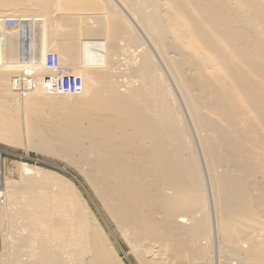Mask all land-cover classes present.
Masks as SVG:
<instances>
[{"label": "bare ground", "instance_id": "6f19581e", "mask_svg": "<svg viewBox=\"0 0 264 264\" xmlns=\"http://www.w3.org/2000/svg\"><path fill=\"white\" fill-rule=\"evenodd\" d=\"M0 136L100 207L22 165L0 264H264V0H0Z\"/></svg>", "mask_w": 264, "mask_h": 264}, {"label": "rangeland", "instance_id": "374dc122", "mask_svg": "<svg viewBox=\"0 0 264 264\" xmlns=\"http://www.w3.org/2000/svg\"><path fill=\"white\" fill-rule=\"evenodd\" d=\"M15 18H17V17H15ZM19 29H20V27L19 28L13 27L11 29H8V31L9 30L10 31L19 30ZM48 52L51 53L52 51H48ZM14 76H16V75L15 74L9 75V77H8L9 79H8L7 85L9 84L8 85L9 90H10L9 86H11V81H12V78H14ZM10 91L12 93H14L12 88ZM14 95L19 96L16 94H14ZM20 96H22V95H20ZM23 142L24 141H22L19 144H13L12 142H10L7 139L3 140V138L0 136V191L2 189H3L2 192L6 191L5 189H7V191H8L12 187V185L13 186L15 184L17 185L18 182L20 183L21 181H23L24 177H26V176L22 173L23 170H21V169H22V165H27L30 168H34V169H38V170L40 169L39 172L36 170L33 173L38 172L37 175H40L38 177L41 179L47 178L49 176L47 179V180H49V182H53V181L55 182V180H54L55 177H61V178L68 180L71 184H73L77 188L79 193L88 202V204L92 208V210L97 214V210L98 209L100 210L99 204L95 200V198L93 197L89 188L83 182L80 174H78L77 172L66 167L65 164L63 162H61L59 159H57L55 156H46V155L41 154L40 152H38L34 149L29 150L27 145H25V142H24V145L26 147L23 145ZM61 168H64L66 171H63ZM45 172L47 175L45 174V176H44ZM50 173H52V174H50ZM22 174L24 177L22 176ZM53 174H56L57 176L53 175ZM50 175H52V176H50ZM29 177H31V175H29ZM50 177H51V179L52 178L53 179L50 180ZM99 218L101 219L100 215H99ZM101 222H102V220H101ZM111 238L113 239L112 236H111ZM1 239H2V236L0 235V253L1 252L3 253V248H2L3 242H1ZM115 245H116V243H115ZM123 248H124V250L127 251V248L124 245H123ZM118 252H119L120 256H123L122 251L119 248H118Z\"/></svg>", "mask_w": 264, "mask_h": 264}, {"label": "built area", "instance_id": "2783aa9c", "mask_svg": "<svg viewBox=\"0 0 264 264\" xmlns=\"http://www.w3.org/2000/svg\"><path fill=\"white\" fill-rule=\"evenodd\" d=\"M20 22L18 20L15 19H5L3 22V28L4 29H11L13 27H19ZM46 68L48 70L54 71L55 67L57 66V59L55 58V56L53 55H48L46 58ZM28 72L26 70L20 71V73H18L16 76H14L13 78V89L14 91L17 93H21L23 94L24 92L28 91L27 88H22L20 85L22 86H27L29 85V76H28ZM55 77L54 78H59L60 81H65V79H62L63 77V73L61 72V70H57V72L54 74ZM66 78V77H64Z\"/></svg>", "mask_w": 264, "mask_h": 264}]
</instances>
